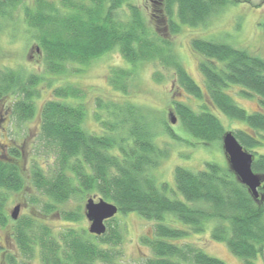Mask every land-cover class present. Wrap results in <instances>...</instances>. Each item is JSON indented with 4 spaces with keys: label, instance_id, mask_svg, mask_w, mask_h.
<instances>
[{
    "label": "trees",
    "instance_id": "obj_1",
    "mask_svg": "<svg viewBox=\"0 0 264 264\" xmlns=\"http://www.w3.org/2000/svg\"><path fill=\"white\" fill-rule=\"evenodd\" d=\"M126 1L36 0L33 7L20 8L21 0H0V29L5 23H12L20 9L22 21L36 41L34 50L45 73L23 75L0 67V102L9 99L6 109L22 122L35 113L37 86L45 81L46 73L66 74L68 65L86 66L117 48L131 66L111 69L109 81L114 89L126 93L138 63L158 59L165 67L174 69L187 98L202 102L195 110L189 101H172V109L184 130L204 145L221 140L227 130L204 104L205 99L216 112L245 122L251 131L235 128L231 132L253 155L252 170L264 180V155L255 151L264 140V59L224 42L192 39V49L203 57L197 67L204 92L168 51V43L145 26L135 6L130 5L132 18L120 22L118 10ZM247 1L158 0L157 17L170 32L176 33L181 26L205 25L224 7ZM51 84L49 80L48 86ZM234 86L241 88L242 96L255 95L259 110L248 113L240 107L225 92ZM83 97V91L75 85L55 86L52 98L41 107L35 141L44 156L52 158L51 164L43 168L38 162L33 163L24 175L16 163L0 154V226L7 219L8 194L21 191L26 184L47 198L44 212H51L72 198L83 199L96 193L115 204L119 213L133 212L153 222L152 237L142 238L152 253L143 264H226L186 241L189 235L205 232L210 224L211 238L224 243L243 264H256L258 258L264 264V202L252 196L228 165L206 162L198 171L177 166L173 172L174 188L159 183L150 170L166 152L155 143L150 116L129 101H97L93 115L101 128L99 133H93L84 127L88 108L81 102ZM163 123L170 132L165 120ZM8 148L10 157L19 155L15 148ZM30 200L38 202L35 197ZM168 214L185 228L167 223ZM62 217L78 221L83 214L79 209L63 211ZM15 224L13 236L19 252L27 259L34 255V245L38 246L44 264H118L123 258L118 248L123 231L112 219L105 222L106 230L100 236L67 229L58 239L33 217H18ZM14 259L8 257L11 264H18Z\"/></svg>",
    "mask_w": 264,
    "mask_h": 264
},
{
    "label": "rangeland",
    "instance_id": "obj_2",
    "mask_svg": "<svg viewBox=\"0 0 264 264\" xmlns=\"http://www.w3.org/2000/svg\"><path fill=\"white\" fill-rule=\"evenodd\" d=\"M35 1L21 0L22 5L19 7L23 5L33 7ZM47 1L58 2V0ZM157 4L158 0H127L118 10V19L122 23L127 22L132 18L130 5L135 6L143 18L145 26L154 30L159 40H165L168 43V51L176 56L188 74L202 86L204 92L202 76L197 67L198 61L203 57L192 49V39L200 38L224 42L264 59V0H248L236 5H228L208 19L205 25L181 26L176 33L170 32L168 26L159 22ZM22 20L19 9L18 13L16 11L13 22L5 23L0 29V67L11 68L23 75L45 74L41 58L34 50L36 41ZM68 66L70 69L66 74L49 75L46 73L45 81L37 86L39 96L34 99L35 113L32 118L20 122L6 109L10 100L6 99L0 102V154L16 163L24 175L33 168V163L38 162L45 168L52 162V158L44 156V151L37 146L35 141L40 127V111L43 103L52 98V88L66 84L75 85L83 91L84 97L81 102L88 108L84 127L90 132L99 133L101 128L100 122L96 121V117L93 115V111L97 108V101L102 103L129 101L150 116L156 134L155 143L166 152V155L159 160V164L150 170V174L157 182H165L174 188L173 172L177 166L198 171L204 168L206 162H213L220 166L228 165L221 140L204 145L203 142L194 139L184 130L172 109V101H189L195 110H199L202 102L193 97L187 98L183 89L178 85L174 69L165 67L158 59L138 63L126 93L114 89L109 81L111 69H127L131 66L123 59L117 48L91 61L86 66L78 64ZM156 73L159 77L155 76ZM49 80L52 83L51 86H48ZM240 90V87L234 86L225 89V92L231 95L234 101L248 113L259 110L257 97L255 95L242 96ZM204 104H207L208 108L218 116L225 130L232 131L235 128H240L251 131L245 122L216 112L206 99ZM99 114L102 116L101 113ZM172 117L175 118L174 123L171 122ZM164 120L170 128V132L167 131L163 123ZM8 147L15 148L19 155L10 157V148ZM255 151L264 155V140L263 144ZM31 197H35L38 202L32 203ZM89 197H93L95 201L101 198L96 193H90L83 199L72 198L67 203L56 206L51 212H44L43 205L47 198L40 195L30 184H26L19 192H10L5 203L7 219L4 225L0 226V245L15 258L14 260L18 264L23 262L44 264L40 259L38 246H33L34 255L27 259L23 253L18 252V243L15 246L12 243V241L14 242L13 232L17 220L11 218L12 209L18 205V217L30 216L37 219L39 224L49 228V231L58 239L60 233L67 229L78 232L85 230L86 234H89V222L84 216V204ZM77 209L82 212V219L72 221L62 217L63 211ZM171 217L172 215H167V223L185 228L180 221ZM111 219L113 224H118L123 231L122 242L118 246L123 258L118 261V264H143L145 257L152 253L150 248L142 242V238L152 237L153 222L146 221L133 212L127 214L117 212ZM211 227L212 224L203 233L189 235L186 237V241L195 243L207 254L219 258L226 264H243L240 258L229 252L224 243L211 238ZM255 263L262 264L259 258L255 260ZM0 264H6L4 254L0 256Z\"/></svg>",
    "mask_w": 264,
    "mask_h": 264
},
{
    "label": "water",
    "instance_id": "obj_3",
    "mask_svg": "<svg viewBox=\"0 0 264 264\" xmlns=\"http://www.w3.org/2000/svg\"><path fill=\"white\" fill-rule=\"evenodd\" d=\"M171 122H175L174 117H172ZM221 143L229 169L239 182L248 188L255 199L263 202L264 196L260 195L259 188L264 180L252 170L253 155L243 148L231 131L223 133ZM84 211L85 217L89 222V233L100 236L106 230L105 222L116 215L118 208L115 204L103 198L95 201L93 197H89L84 204ZM10 215L14 220L18 218V205L12 209Z\"/></svg>",
    "mask_w": 264,
    "mask_h": 264
},
{
    "label": "flooded vegetation",
    "instance_id": "obj_4",
    "mask_svg": "<svg viewBox=\"0 0 264 264\" xmlns=\"http://www.w3.org/2000/svg\"><path fill=\"white\" fill-rule=\"evenodd\" d=\"M261 189H263L264 190V182H262V186L259 188V193H260V195H263L264 196V193H262V191H261ZM13 234H14V232H13ZM12 239V238H11ZM13 239H14V242L12 241V243L14 244V246L15 245H17V242H16V240H15V238L13 237ZM18 247V246H17ZM18 252H19V247H18ZM1 254H4V261L6 262V264H11L10 262H9V260H8V257H13L11 254H8V251L6 252L5 251V249H4V247L2 246V245H0V256H1Z\"/></svg>",
    "mask_w": 264,
    "mask_h": 264
}]
</instances>
